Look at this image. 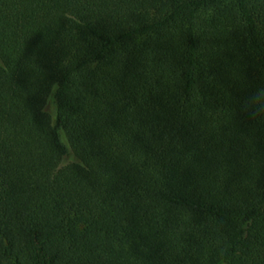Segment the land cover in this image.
I'll list each match as a JSON object with an SVG mask.
<instances>
[{
    "label": "trees",
    "instance_id": "16d2710c",
    "mask_svg": "<svg viewBox=\"0 0 264 264\" xmlns=\"http://www.w3.org/2000/svg\"><path fill=\"white\" fill-rule=\"evenodd\" d=\"M0 264H264V0H0Z\"/></svg>",
    "mask_w": 264,
    "mask_h": 264
},
{
    "label": "rangeland",
    "instance_id": "374dc122",
    "mask_svg": "<svg viewBox=\"0 0 264 264\" xmlns=\"http://www.w3.org/2000/svg\"><path fill=\"white\" fill-rule=\"evenodd\" d=\"M68 159H69V158H65V159H63L62 162H61V164H64V163H66L67 161H69Z\"/></svg>",
    "mask_w": 264,
    "mask_h": 264
}]
</instances>
